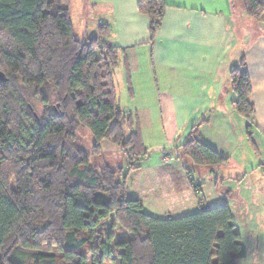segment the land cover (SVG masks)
Instances as JSON below:
<instances>
[{
	"label": "trees",
	"instance_id": "trees-1",
	"mask_svg": "<svg viewBox=\"0 0 264 264\" xmlns=\"http://www.w3.org/2000/svg\"><path fill=\"white\" fill-rule=\"evenodd\" d=\"M71 1L0 0V71L8 78L0 81V264H20L13 257L19 247L60 253L35 254L30 264H239L248 249L228 204L202 200L195 213L154 217L129 195L124 167L91 163L108 139L126 151L130 171L148 150L133 113L120 106L115 74L121 48L109 39L111 25L101 23L97 36L78 40ZM236 5L261 22L263 1L232 0ZM167 6L139 0L153 37ZM126 67L130 72L127 61ZM231 81L237 113L251 119L244 58ZM206 122L194 126L178 150L195 166H225L230 158L201 139ZM83 129L94 138L91 152ZM247 134L257 151L251 125ZM111 217L129 238L107 232Z\"/></svg>",
	"mask_w": 264,
	"mask_h": 264
},
{
	"label": "crops",
	"instance_id": "crops-1",
	"mask_svg": "<svg viewBox=\"0 0 264 264\" xmlns=\"http://www.w3.org/2000/svg\"><path fill=\"white\" fill-rule=\"evenodd\" d=\"M165 2L168 6L162 24L153 37L151 17L140 12L139 0H94V10L100 17L96 20L97 26L101 23L112 26L111 42L121 48L119 62L123 56L124 64L126 61L129 64L132 91L128 110L137 118L143 139L146 123L165 120L167 133L179 136V146L209 112L207 122L200 128L201 139L230 159L238 155L246 139L249 142L247 126L251 125L257 151L249 144L261 158L258 167L262 177L257 170L248 172L244 154L240 152V173L244 172L245 176L233 183V174H217V184L221 183L218 190L223 194L217 202L220 204L215 205L212 200L204 202L210 206L228 204L232 210L234 200L233 221L238 231L235 214L251 216L254 226L264 231V15L254 33L245 35L247 43L242 46L239 40L244 35L247 19L240 7L232 6V0ZM243 58L252 84L250 101L255 106L251 119L239 115L234 106L236 95L231 71ZM158 86L163 89L160 108L156 102L159 95L155 97ZM137 98L141 103L135 106ZM187 178L189 182L190 178L196 180L199 192L203 191L202 180L192 174ZM200 202L194 201L174 213L167 212L165 217L195 213L200 209ZM144 207L150 215L164 218L148 211L145 204ZM118 236L129 238L131 235L124 231Z\"/></svg>",
	"mask_w": 264,
	"mask_h": 264
},
{
	"label": "rangeland",
	"instance_id": "rangeland-1",
	"mask_svg": "<svg viewBox=\"0 0 264 264\" xmlns=\"http://www.w3.org/2000/svg\"><path fill=\"white\" fill-rule=\"evenodd\" d=\"M96 14L94 10V0H90L89 3L88 0L71 1L70 18L74 28V35L78 40L84 41L87 38L98 35L99 30L96 20L100 17ZM242 14L247 19V22L245 23L246 26L242 33L244 35H241L242 39L239 41H241L240 44H242V46H245L247 43L245 35L254 33L257 26L249 16L244 12H242ZM109 39L111 40V37H109ZM129 75L130 72H128L122 56V60L119 62L116 70L115 78L118 87L120 106L127 110L131 102ZM162 92L163 89L161 86H158L156 88L157 94H155V97L159 95L156 100L159 108L162 102L160 101L161 95L163 94ZM138 95L141 97L140 94ZM140 103L141 99L137 98L134 105H140ZM209 116L210 114L208 112L206 118L208 119ZM133 121L134 125L137 123L141 129L137 118L134 116ZM164 123L162 120L156 122L153 120L144 125L146 131L144 133L145 140H143L145 142L144 144H146L145 147L148 153L147 157L139 162L138 168L135 170H129V159L126 151L120 145L116 144L113 139L105 140L102 143L101 153L91 158V163L97 167L107 164L114 168L124 167L122 180H124L129 187V195L132 198L142 200L148 211L154 212L156 216L165 217L167 212L174 213V211H180L182 207L192 205L194 201L206 200L211 202L212 200L215 205L220 204L217 202L222 199L221 196L223 194H220L218 190L221 183L217 184V174H233V176H235L233 177V183H238V180L245 176L244 172L240 173L241 169L239 167L240 161L238 157L240 152L244 154L243 161L244 164L248 165V172L253 173V169L257 170L260 177H262L261 170H259L258 167L261 158L255 154L247 139L243 142L238 151V155H236L234 159H230L227 165L216 168L198 167L189 160L183 158L181 151L178 150L179 136H170L167 133V128ZM170 126L174 127V125ZM80 137H82V141L87 144L88 151L91 152L94 143L93 136L89 131L83 129L80 133ZM250 162L253 167L250 165ZM185 166L189 167L190 174L203 181L202 192L197 191L194 187L193 183H195L196 180H192L191 182L190 178L189 182L187 178L189 172ZM199 173H204V175H200ZM248 182L250 181H247V183ZM234 203L235 201L232 200L231 207L236 213ZM250 217L249 215L239 216L235 214V220L241 232V240L248 249L247 257L241 259L239 264H264V231L254 226L253 220H251ZM110 219L112 222L108 223L107 232L112 229L117 231V235L124 232L114 217ZM35 254L60 256L59 252L49 250L47 247L43 249L19 247L18 250L14 252L13 257L15 261L20 264H30L33 262V256Z\"/></svg>",
	"mask_w": 264,
	"mask_h": 264
},
{
	"label": "water",
	"instance_id": "water-1",
	"mask_svg": "<svg viewBox=\"0 0 264 264\" xmlns=\"http://www.w3.org/2000/svg\"><path fill=\"white\" fill-rule=\"evenodd\" d=\"M7 76L3 71H0V81L1 82H6L7 81ZM35 115L38 117V115L35 113Z\"/></svg>",
	"mask_w": 264,
	"mask_h": 264
},
{
	"label": "built area",
	"instance_id": "built-area-1",
	"mask_svg": "<svg viewBox=\"0 0 264 264\" xmlns=\"http://www.w3.org/2000/svg\"><path fill=\"white\" fill-rule=\"evenodd\" d=\"M262 165H263V169H264V161H263V164H262ZM193 185H194V187L196 188V190L198 191V189H199V185H198L197 183H194Z\"/></svg>",
	"mask_w": 264,
	"mask_h": 264
}]
</instances>
